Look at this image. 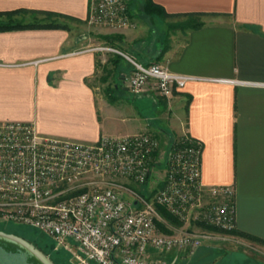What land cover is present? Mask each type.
<instances>
[{
    "label": "crops",
    "instance_id": "1",
    "mask_svg": "<svg viewBox=\"0 0 264 264\" xmlns=\"http://www.w3.org/2000/svg\"><path fill=\"white\" fill-rule=\"evenodd\" d=\"M153 1L170 16L113 30L90 23L92 0H0V12L54 13L0 30V121H34L42 134L90 143L188 134L203 145V183L232 185L236 229L264 240V0ZM191 13L201 27L170 26ZM100 46L199 79L168 98L131 97L117 91L129 89L131 63Z\"/></svg>",
    "mask_w": 264,
    "mask_h": 264
},
{
    "label": "built area",
    "instance_id": "2",
    "mask_svg": "<svg viewBox=\"0 0 264 264\" xmlns=\"http://www.w3.org/2000/svg\"><path fill=\"white\" fill-rule=\"evenodd\" d=\"M89 21L113 30L133 25L129 0H92ZM125 57V78L136 95L170 97L198 77L176 73L159 62L144 64L128 52L100 46ZM159 138L151 132L83 142L42 134L33 121H0V220L30 225L51 236L77 264H168L157 256L171 251L193 256L209 231L171 227L156 205L186 225L236 229L235 188L205 185L199 140L186 134L171 147L162 185L147 198L128 200L113 179L148 181Z\"/></svg>",
    "mask_w": 264,
    "mask_h": 264
},
{
    "label": "rangeland",
    "instance_id": "3",
    "mask_svg": "<svg viewBox=\"0 0 264 264\" xmlns=\"http://www.w3.org/2000/svg\"><path fill=\"white\" fill-rule=\"evenodd\" d=\"M131 3V12L135 20L149 24L153 23V17L146 14L143 10L144 0H129ZM43 15L42 13L22 12L15 14L14 19L22 21H51L52 17ZM169 17V16H168ZM48 18V20H46ZM200 19L196 16L174 17V24H180L190 21L191 19ZM2 19H5L4 17ZM151 24V23H150ZM112 47V46H110ZM127 52L126 49H123ZM121 50V51H123ZM124 59H126L124 57ZM118 92L125 93L131 97L136 96L130 89H124L120 86ZM156 113V108H154ZM160 140V149L157 153L154 167L147 182L137 183L124 177H116L113 181L116 182L117 188L123 192L125 198L128 200L137 199L138 193L148 195L156 191L163 183L167 162L170 156L171 147L175 139L166 137L161 132L157 133ZM178 140V139H177ZM175 140V141H177ZM180 228H187L189 230L209 231L215 234V239L207 241L205 244L214 249V252L208 255H199L197 258L186 255L184 252L171 251L169 253H158L157 256L167 260L168 264H264V244L259 242L245 239L243 237L234 236L215 227H203L201 225L182 224ZM0 230L8 233H13L28 239L34 243L39 249L47 254L50 259L56 264H77L72 255L62 247H58L57 242L49 235L41 230L34 228L30 225L15 223L11 221L0 220ZM172 230V229H171ZM173 233V230L170 232ZM198 252V251H197ZM196 252V253H197ZM201 256L206 257L205 262L201 261ZM204 259V258H203Z\"/></svg>",
    "mask_w": 264,
    "mask_h": 264
},
{
    "label": "trees",
    "instance_id": "4",
    "mask_svg": "<svg viewBox=\"0 0 264 264\" xmlns=\"http://www.w3.org/2000/svg\"><path fill=\"white\" fill-rule=\"evenodd\" d=\"M129 6H130V10H131V3L129 2ZM143 10L146 14L148 15H159L163 18L170 16L169 13L166 12V10L159 4L155 3L153 0H144V5H143ZM25 12L24 10H18V11H9V12H0V30H5V29H13V28H24V27H30L32 26L31 24H33L32 22L30 23H25V21L22 20H17L14 19L13 16L15 14H19ZM33 12H37V11H33ZM54 15V13H48V15ZM132 14V12H131ZM190 16H194L192 13ZM5 19H2V18ZM133 17V15H132ZM204 23L202 21H200L199 19H191L190 21L187 22H183L180 24H171V27L174 28H181V29H188V28H199L203 25ZM158 153V152H157ZM156 153V156H157ZM155 192V191H154ZM154 192L150 195H148V198H150ZM143 196H145V194L139 193ZM147 196V195H146ZM156 209L158 211V213L160 214V216L166 221H161L156 219V224L159 228L160 231L164 232V233H170L172 230L171 227H179L183 224L182 221H180L176 216H174L173 214H171L164 206L161 205H156ZM203 227H211V226H206V225H201ZM218 229V228H216ZM228 232L230 234L239 236V237H244L247 238L249 240H253L259 243L264 244V240L251 235L249 233H245L242 231H239L237 229L232 230V231H225ZM201 250V252H199ZM198 250V252L196 254H194L192 257L193 258H197V256L199 255H208L211 254V252H214V249L212 247H210L209 245H203L201 248ZM212 255V254H211ZM201 256L200 260L203 262H205L207 259H205L206 257ZM200 257V256H199ZM204 258V259H203Z\"/></svg>",
    "mask_w": 264,
    "mask_h": 264
},
{
    "label": "water",
    "instance_id": "5",
    "mask_svg": "<svg viewBox=\"0 0 264 264\" xmlns=\"http://www.w3.org/2000/svg\"><path fill=\"white\" fill-rule=\"evenodd\" d=\"M0 264L56 263L28 239L0 230Z\"/></svg>",
    "mask_w": 264,
    "mask_h": 264
}]
</instances>
